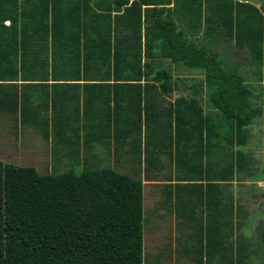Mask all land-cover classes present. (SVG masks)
Segmentation results:
<instances>
[{"label": "trees", "instance_id": "trees-1", "mask_svg": "<svg viewBox=\"0 0 264 264\" xmlns=\"http://www.w3.org/2000/svg\"><path fill=\"white\" fill-rule=\"evenodd\" d=\"M205 4H218L205 18L210 37L248 50L246 63L262 74V10L248 0ZM205 4L0 0V124L14 122L12 135L30 131L47 148L50 140L54 162L41 172L0 159V264H145L144 181L160 175L167 182L163 199H179L186 182L201 190L206 185L207 199H216L217 182L230 188L236 173L250 174L242 148L263 115L252 102L264 104L262 92L254 94L253 76L226 70L219 55L197 41L203 15L190 5ZM183 6L187 11L179 13ZM164 60L204 72L218 112L205 113L199 87L169 99L180 83ZM173 160L193 169L176 185L166 164ZM218 194L234 199L230 189ZM229 215L222 230L228 229L229 255L237 264H253L263 224L255 238L239 234L234 242L235 228L246 229V214L238 210L236 222L232 209Z\"/></svg>", "mask_w": 264, "mask_h": 264}, {"label": "crops", "instance_id": "crops-1", "mask_svg": "<svg viewBox=\"0 0 264 264\" xmlns=\"http://www.w3.org/2000/svg\"><path fill=\"white\" fill-rule=\"evenodd\" d=\"M248 1L253 3L260 10H262V8L264 7V0H257L258 1L257 3H254V0H248ZM205 2L206 0H204V4ZM217 5L218 4H213L211 5V7L208 4L202 6L195 5L193 7L190 5V9L193 8V10H190L191 12L192 11L194 13L199 12L203 15V19H202L203 24L200 26L199 34H197L198 35L197 41L202 45L207 46L206 48L209 52L219 55L220 60L223 62L222 65L226 70H229L230 68L233 67L234 68L238 67V70L241 74L244 72L243 74L245 75L249 74L253 76L252 78L256 82L264 83V72L262 71V74H260L262 77V80L260 81L259 78L260 75H256V73L252 72L253 67L255 66L252 64L249 65L245 61L248 59L250 60L252 58L248 50H246L242 46L237 45L234 42L231 41L229 42L226 38L216 39V37L214 38L210 37L209 25L208 26L206 25L205 18H206V14L210 16V14H212L213 11H216V8H218ZM172 7L175 6L172 5ZM182 11H187L185 6H183V8L179 11V13H182ZM262 12L264 13V11ZM6 24L10 25V22L8 21ZM215 26L220 27V31L222 28L224 29L223 25L216 24ZM194 33L196 32H193L191 35H194ZM239 59H243L245 62H241L239 61ZM229 61L232 62L236 61V62L229 63ZM262 70H264V66ZM53 80L52 78H49L46 83H48V85H52L54 83ZM21 83L22 82L20 81L19 84ZM180 89H181V84L177 87V90L173 92L172 94V97H174L173 99H175L176 97L180 98L182 96L175 94V92H178ZM195 89L196 87H193L192 89L186 90V92L191 93ZM207 89L209 88L207 87ZM52 90L53 89L50 88L49 92L52 93ZM213 118H215V120L217 119V122H219V120H222L221 116H217V115L216 117ZM84 122L85 121H82L81 124L82 133L85 125ZM49 143L50 145H52L50 140ZM113 148H115V146L111 148V151H113ZM160 159L161 162H166L164 161V156L161 155ZM110 163L114 164V159L111 158ZM166 164L168 165V167L170 165H171L170 167H172V165L175 166L171 169L169 167L170 170L173 169L172 184L174 185L178 183L175 180L177 179V177H180L181 174L186 175L185 173H188L192 176V174L189 173L192 169L191 166H185L184 164L178 165L177 162H175L174 160L171 164L169 162ZM158 166L161 168L162 166H164V164L161 163L158 164ZM144 167L145 164L142 167V171L145 170ZM161 170L162 168L156 171H161ZM159 177L160 175L156 174V176L150 179L152 181H147L146 185L155 183L159 186V189L155 193L151 194L150 199H148L149 196L147 195L146 189L144 187L143 210H144V218H145V229L147 228V226L149 228L151 226L150 223L155 222L156 219H161L164 222L165 221L172 222L171 231H173V233L169 235L170 237H166L162 234L152 235V236H157V238L163 236L164 241L161 244L165 243V245L173 247L172 248L173 252H178L172 255V258L170 259L171 263L172 264H231V263L237 264L236 257L233 256L232 259L229 255V248L225 246L227 242L229 243V239L227 238L228 229L226 228L225 232L222 230L223 227H225V225L229 223V216H230L229 214H231V209L234 213L235 222L237 221L236 216L238 214V210H242L245 211L246 214L245 224H244L246 225L245 226L246 229H244L243 227H241L240 229L237 228L235 223L236 228L233 235L234 242L239 239L238 237L239 234H241L243 237H246V239L255 238L254 235H255L256 226L254 227V230H252L250 229V224L253 223L255 219L260 217V215L257 214L258 212L257 213L251 212L252 209L251 205H253L251 203V200L254 201L256 199H248L249 195L248 196L245 195L244 193H242L243 190L238 189L236 184L238 182H232L230 188L227 182H217L220 183L221 185L218 190L214 191V195L216 199H207L206 185H204V189L202 188L203 190L202 191L199 188L192 187L193 185L190 184L191 182H186V184L189 185H186L184 186V188L180 189L179 199H175V197L174 199H163L165 198V187L167 182L159 181L160 179ZM190 180H192V178H190ZM145 182L146 181H144V183ZM223 189L226 192H229V189L231 190V193L234 196V199H232V201H229V199H218L217 197L219 196L218 193ZM201 192L203 194L202 198H200L201 196H199ZM147 229L144 231H147ZM221 232L223 234L219 235L221 234ZM224 236H225V240L223 239ZM155 242L157 243L156 240ZM250 243H252L253 245L254 241H251ZM147 244H150L149 237L147 240ZM161 244L157 243V248H155L156 254L155 252H151V255L150 252L145 251L146 247L144 246L145 264H148L150 260L158 261L159 262L158 264H162V262L168 261L167 258L169 256L168 253L170 252V250L167 247L162 248ZM154 255L156 256L154 257ZM254 257H250L251 263L257 264L258 260L256 261Z\"/></svg>", "mask_w": 264, "mask_h": 264}, {"label": "rangeland", "instance_id": "rangeland-1", "mask_svg": "<svg viewBox=\"0 0 264 264\" xmlns=\"http://www.w3.org/2000/svg\"><path fill=\"white\" fill-rule=\"evenodd\" d=\"M257 0H254V3H257ZM261 2V1H260ZM262 11H264V7L262 8ZM231 46V45H229ZM234 54V53H232ZM230 60V59H228ZM164 60L165 66H170L169 62ZM239 61L244 62L243 59H239ZM236 62V61H233ZM232 61H229V63H233ZM264 66V65H263ZM227 68V67H226ZM171 74L173 80L178 81L181 84V89L178 92H175L176 95H189L186 90L192 89L193 87H199L198 90L201 91L200 98L201 103L205 107V113H216L218 111L214 110L211 107V104L209 102V89H207L205 84V73L195 70H184L183 68H177L175 65L172 64L170 66ZM253 70H255V67H253ZM243 71V70H241ZM264 72V70H262ZM244 73V72H243ZM242 73V74H243ZM250 84L252 86H257V82L255 80L252 81L249 80ZM262 87L264 83L260 84ZM264 89V88H263ZM254 94L259 93L260 91L256 93L253 90ZM264 91H262L261 98L262 101L264 100ZM172 95H170L169 99H172ZM252 102L254 105L261 106L264 108V104L260 101H256L255 98L252 99ZM218 114V113H217ZM14 125L12 121H7L6 124L2 125L0 124V159H2L4 162L12 163L15 165H29L34 166L37 169H40L41 172H46L49 170H52L53 166V154H52V148L49 144L48 148L46 147L45 143L40 139L39 136L36 134L28 131L25 133H19L18 136L12 135L14 133ZM11 132V133H10ZM249 141L247 142V145L243 148L245 153L250 157V174L247 173H236L234 178L232 179V182H238L237 187L238 189L243 190L242 193L245 195H249L248 199H256L251 200V212L257 213L260 215L257 219L254 220L253 223L250 224V229L254 230V227L259 225L264 227V115H262L259 119H257L254 123V126L250 128ZM168 166V165H167ZM171 166V165H170ZM175 167L172 165L171 168ZM173 170V169H172ZM169 174V173H167ZM170 175H172L170 173ZM147 184V181L144 183V187L147 192L148 199H150L151 194L155 193L159 186L155 183L153 184ZM260 194V197L258 196ZM259 203V204H258ZM258 204V206H257ZM151 226L148 228L147 231H144V246L146 247L145 251L155 252L157 248V243L161 244L164 241L163 236L158 237L152 236L157 234H162L166 237H170L169 235L173 233L171 231L172 222L171 221H163L161 219H156L155 222L150 223ZM145 229V230H146ZM160 230V231H159ZM149 233V234H148ZM253 233V232H252ZM151 234V236H150ZM149 237L150 244H147V240ZM162 238V239H161ZM157 241V243L155 242ZM261 240L262 243L259 245L260 255H257L256 260L262 259V250L264 248V236L261 231ZM161 247H167L170 252L168 253V261L162 262V264H172L171 258L172 255L178 252H173L172 248L170 246L165 245V243L161 244ZM155 249V250H154ZM160 249V248H159ZM154 250V251H153ZM156 255H154L155 257ZM151 264H158V261L150 260ZM262 263H264V260H261Z\"/></svg>", "mask_w": 264, "mask_h": 264}, {"label": "flooded vegetation", "instance_id": "flooded-vegetation-1", "mask_svg": "<svg viewBox=\"0 0 264 264\" xmlns=\"http://www.w3.org/2000/svg\"><path fill=\"white\" fill-rule=\"evenodd\" d=\"M262 83H263V82H260V83L257 82V86H256V87H255V86L253 87V88H256V93H257L258 90L261 91V92L264 91V89H263V88H264V85H263V87H260V84H262ZM263 93H264V92H263ZM263 101H264V100H263ZM262 107H263V105H262ZM262 109H263V115H264V108H262ZM258 119H259V118H258ZM255 121H256V120H255ZM254 123H255V122H254ZM253 126H254V124H253ZM248 141H249V139H247V142H248ZM246 145H247V144H246ZM243 148H244V147H243ZM243 148H242V149H243ZM243 151H244V150H243ZM244 152H245V151H244ZM258 196L260 197V194H259Z\"/></svg>", "mask_w": 264, "mask_h": 264}]
</instances>
